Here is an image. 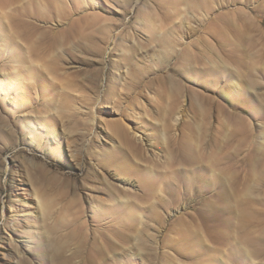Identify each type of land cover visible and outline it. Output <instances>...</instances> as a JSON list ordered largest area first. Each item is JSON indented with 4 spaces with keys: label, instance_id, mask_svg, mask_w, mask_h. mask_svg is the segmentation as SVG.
<instances>
[{
    "label": "rangeland",
    "instance_id": "rangeland-1",
    "mask_svg": "<svg viewBox=\"0 0 264 264\" xmlns=\"http://www.w3.org/2000/svg\"><path fill=\"white\" fill-rule=\"evenodd\" d=\"M11 259L264 264V0H0Z\"/></svg>",
    "mask_w": 264,
    "mask_h": 264
},
{
    "label": "bare ground",
    "instance_id": "bare-ground-1",
    "mask_svg": "<svg viewBox=\"0 0 264 264\" xmlns=\"http://www.w3.org/2000/svg\"><path fill=\"white\" fill-rule=\"evenodd\" d=\"M31 183H26V182H19V184H18V188L20 189V190H22V192L23 193H28L29 192V190L30 189H32L33 188V186L34 185H30ZM29 185V186H28ZM38 196V195H37ZM36 200H38L37 198H36ZM19 223V222H18ZM19 225V224H18ZM4 256H5V254H4ZM10 258H12V257H10ZM8 264H14V262L12 261V259L10 260V261H8L7 262ZM17 263H18V261H17Z\"/></svg>",
    "mask_w": 264,
    "mask_h": 264
}]
</instances>
